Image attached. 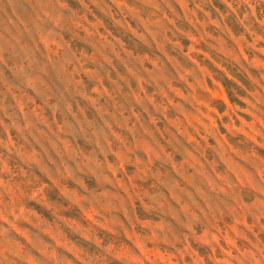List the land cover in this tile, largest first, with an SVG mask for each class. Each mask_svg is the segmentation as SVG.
Listing matches in <instances>:
<instances>
[{"label":"rangeland","instance_id":"1","mask_svg":"<svg viewBox=\"0 0 264 264\" xmlns=\"http://www.w3.org/2000/svg\"><path fill=\"white\" fill-rule=\"evenodd\" d=\"M0 264H264V0H0Z\"/></svg>","mask_w":264,"mask_h":264}]
</instances>
